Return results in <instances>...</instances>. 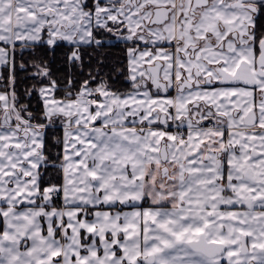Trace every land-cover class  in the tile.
Returning <instances> with one entry per match:
<instances>
[{"label":"snow or ice","instance_id":"snow-or-ice-1","mask_svg":"<svg viewBox=\"0 0 264 264\" xmlns=\"http://www.w3.org/2000/svg\"><path fill=\"white\" fill-rule=\"evenodd\" d=\"M0 264H264V0H0Z\"/></svg>","mask_w":264,"mask_h":264}]
</instances>
